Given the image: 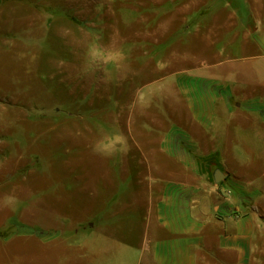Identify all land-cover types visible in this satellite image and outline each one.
<instances>
[{
    "label": "crops",
    "instance_id": "1",
    "mask_svg": "<svg viewBox=\"0 0 264 264\" xmlns=\"http://www.w3.org/2000/svg\"><path fill=\"white\" fill-rule=\"evenodd\" d=\"M33 58L119 73L57 120L59 162L0 125L3 264L28 240L39 264H264V0H0V89ZM112 126L129 143L95 147Z\"/></svg>",
    "mask_w": 264,
    "mask_h": 264
},
{
    "label": "rangeland",
    "instance_id": "2",
    "mask_svg": "<svg viewBox=\"0 0 264 264\" xmlns=\"http://www.w3.org/2000/svg\"><path fill=\"white\" fill-rule=\"evenodd\" d=\"M95 26L98 27L97 22ZM63 40L65 41L66 39ZM35 61H37V59L33 58L28 62L29 64L27 68L28 70H30L28 72H30L31 74L30 78L27 79L28 85L25 84L24 79L20 76L25 75L26 72L19 69L15 70L16 72L13 73V75L15 77H17L18 75V78H21V80L18 81L21 86H10L8 87L10 91L8 90L7 92H5V88L3 90L0 89V125H7L8 123H10L11 134L13 136H22V138L24 139L25 137L30 138L34 143H43L45 148L44 158L49 155L52 157L54 162H59L66 151L63 150L61 143H57L59 141V132H55L57 120H65L68 126H71L72 122L68 121V112L70 114L76 115L78 114V112L83 113V111L93 109V106L95 109L102 110L104 103L88 102L87 99L89 98L87 94H85L88 92V90L91 89L88 84L90 81H94L96 84V91L99 90L100 93L113 91L112 86L108 85V82H104L103 79L105 78L107 79V81H110V79L113 77L117 78L119 71L75 70L69 68H64L62 70L47 69L38 71L33 67ZM148 72H151V70H149ZM126 73L128 76L134 75L133 70H128L126 71ZM59 77H62V79L67 82V84H58L57 81L59 82ZM154 86L158 85L154 83L148 85L149 88H152ZM143 90L144 89L142 88V90L138 91L137 97L140 98L142 96L141 92H143ZM75 94V102H62L63 99H67V97H73V95ZM91 97L92 95H90V98ZM107 107L112 110L118 109L117 103H110V100L107 101ZM131 109H134V102L132 106H130L129 110ZM125 110L126 109L123 107V111ZM62 112H64V114ZM96 112L97 111H95L94 113ZM76 120H78L77 116ZM92 120L96 123H100L99 119L96 116H92ZM10 121H13V123H11ZM82 121H85V119H83ZM23 124L28 125L29 127H45L49 132L46 134L34 133L32 130H25L24 126H22ZM105 129L107 130V134H105L104 136L105 141L103 140L102 135L101 139L95 141V143L93 144L95 145V147H103L106 144V141H108L111 143H116V147L120 149L121 147H125L126 144L129 143L131 138L130 131L128 133L125 129L124 135H122L120 138L119 132L113 131L115 130V127H105ZM41 171H43V173H51L49 175L54 176V174L57 173L59 169L55 168V171H53V168L47 169L44 165ZM125 178L118 185L120 192L129 191L130 178L129 176ZM57 185H59V182H55L54 180L52 182V186L56 187ZM79 187L76 188V190H78ZM43 190L45 191V189ZM73 191L75 190H72V192ZM79 196L81 198L83 196L80 194V191L77 193L76 197ZM84 196L86 197L87 201V192ZM84 199L85 198H82L81 200ZM6 201L8 202L9 200L6 199ZM28 241L16 243L9 247V249L12 250L13 254L10 255V258L7 262L8 264H39L38 260L33 259V256L31 255V253L39 251L36 248V245L38 244L36 242L27 243ZM1 260L3 259H0V264L5 263Z\"/></svg>",
    "mask_w": 264,
    "mask_h": 264
}]
</instances>
